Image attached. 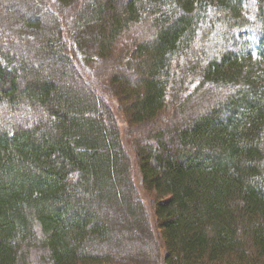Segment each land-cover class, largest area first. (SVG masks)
I'll return each mask as SVG.
<instances>
[{
	"label": "trees",
	"instance_id": "trees-1",
	"mask_svg": "<svg viewBox=\"0 0 264 264\" xmlns=\"http://www.w3.org/2000/svg\"><path fill=\"white\" fill-rule=\"evenodd\" d=\"M0 264H264V0H0Z\"/></svg>",
	"mask_w": 264,
	"mask_h": 264
},
{
	"label": "rangeland",
	"instance_id": "rangeland-1",
	"mask_svg": "<svg viewBox=\"0 0 264 264\" xmlns=\"http://www.w3.org/2000/svg\"><path fill=\"white\" fill-rule=\"evenodd\" d=\"M235 38L237 39V42L238 40H246L247 39V33L245 32H238L236 34H234ZM79 62V61H78ZM85 78H89L90 81L92 80H95L92 78L91 76V73L89 74H86L85 75ZM95 83V81H94ZM96 84V83H95ZM196 85L194 84L193 87H195ZM112 107V105H111ZM114 113V116L116 118V121L118 120L119 121V124H120V128L122 129L123 128V119L122 117L118 114V110L116 109V111L113 112ZM125 125V124H124ZM127 128V123H126V126H125V130ZM125 139H123L124 141ZM124 145H127V140L125 142H123ZM131 158H133V156H131ZM134 169H136L135 167H133ZM133 175V178H134V183H135V186H136V189H137V193L139 194V197L141 199V202H142V206L145 208V212L146 214H148V217H149V220H150V224H149V230H150V235H151V238L152 240L154 241V251L157 250L158 252V255L160 256V258H162V256L164 255V252H165V248H164V245H163V242H162V239H161V235L158 231V228L156 226V223H155V217H154V213H153V199L151 198L150 194L148 192H146L144 189L141 188L140 186V178H139V174L137 173V171H134V173L132 174ZM137 239V238H136ZM138 241V239L136 240ZM139 244H141V242H139ZM143 244V243H142ZM133 257V256H132ZM133 262V261H131Z\"/></svg>",
	"mask_w": 264,
	"mask_h": 264
}]
</instances>
